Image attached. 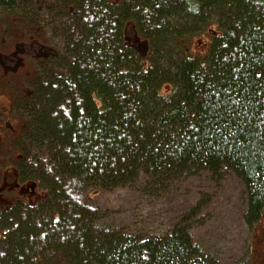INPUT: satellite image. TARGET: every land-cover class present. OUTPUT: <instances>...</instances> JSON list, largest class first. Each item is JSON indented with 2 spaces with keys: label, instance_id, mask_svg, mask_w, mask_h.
<instances>
[{
  "label": "trees",
  "instance_id": "16d2710c",
  "mask_svg": "<svg viewBox=\"0 0 264 264\" xmlns=\"http://www.w3.org/2000/svg\"><path fill=\"white\" fill-rule=\"evenodd\" d=\"M118 1L0 0V13L19 10L39 41L49 30L58 45L31 62L22 93L11 100L10 116L17 113L21 124L5 137V149L22 182L35 183L45 197L0 210V264H221L190 233L206 223L207 204L163 236L98 229L94 195L131 186L142 174L204 171L219 181L231 171L247 188V224L264 213L255 133L247 155L203 143L212 86L255 89L249 115L261 130L255 117L264 95V0ZM129 25L147 42L145 56L127 43ZM211 27L206 53L192 55L194 38Z\"/></svg>",
  "mask_w": 264,
  "mask_h": 264
},
{
  "label": "rangeland",
  "instance_id": "374dc122",
  "mask_svg": "<svg viewBox=\"0 0 264 264\" xmlns=\"http://www.w3.org/2000/svg\"><path fill=\"white\" fill-rule=\"evenodd\" d=\"M21 14L19 10L0 13V188L4 182L12 184L15 179L22 182L4 144L7 134L17 129L21 120L17 113L12 117L5 114L10 111L12 97L22 93L19 88L28 78L29 58H38L49 48L58 47L49 30L39 41L40 33L31 32L19 19ZM215 32L216 28L211 27L194 38L191 54L204 55ZM170 89L165 85L162 93ZM23 183L35 185L30 181ZM44 196L39 188L26 195L20 189H3L0 210L10 208L18 200L35 204ZM94 198L101 209L98 229L139 238L166 235L178 228L197 205L207 204L202 214L206 223L192 225L190 232L199 250L221 264H264V213L252 226L247 224V188L231 171H225L219 181L204 171L179 178L167 175L157 179L142 174L135 184L97 192ZM183 225L188 227L189 223Z\"/></svg>",
  "mask_w": 264,
  "mask_h": 264
},
{
  "label": "snow or ice",
  "instance_id": "6c2138e0",
  "mask_svg": "<svg viewBox=\"0 0 264 264\" xmlns=\"http://www.w3.org/2000/svg\"><path fill=\"white\" fill-rule=\"evenodd\" d=\"M212 87L213 91L210 95L215 96L216 99L214 103L210 98L205 102V107L210 112L206 122L207 134L203 137L204 145L219 148L223 143L225 147L235 150L238 154L247 155L250 149L255 147V143L249 138L254 132L259 139V152L264 162V119H260L264 117V95H261L257 101L260 109L259 116L255 119L262 127L260 131H256L253 124L254 117L249 115L251 111L249 94L255 96V89H246L242 83L236 86L227 85L220 89ZM189 127L193 128L192 139L199 142L198 132L194 126L189 125ZM96 131L100 132L99 129Z\"/></svg>",
  "mask_w": 264,
  "mask_h": 264
},
{
  "label": "flooded vegetation",
  "instance_id": "af4514ba",
  "mask_svg": "<svg viewBox=\"0 0 264 264\" xmlns=\"http://www.w3.org/2000/svg\"><path fill=\"white\" fill-rule=\"evenodd\" d=\"M3 189H9V190H16L20 189V191L23 193V195L32 193L34 194V188L29 187L28 184H25L23 182H19L18 179H15V181L12 184L4 182V185L0 188V192H3Z\"/></svg>",
  "mask_w": 264,
  "mask_h": 264
},
{
  "label": "bare ground",
  "instance_id": "6f19581e",
  "mask_svg": "<svg viewBox=\"0 0 264 264\" xmlns=\"http://www.w3.org/2000/svg\"><path fill=\"white\" fill-rule=\"evenodd\" d=\"M158 4V3H157Z\"/></svg>",
  "mask_w": 264,
  "mask_h": 264
}]
</instances>
